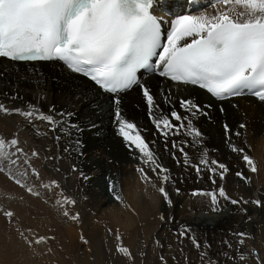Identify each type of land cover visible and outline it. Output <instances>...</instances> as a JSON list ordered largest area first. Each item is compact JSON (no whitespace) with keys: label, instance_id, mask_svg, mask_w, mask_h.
I'll return each mask as SVG.
<instances>
[{"label":"bare ground","instance_id":"1","mask_svg":"<svg viewBox=\"0 0 264 264\" xmlns=\"http://www.w3.org/2000/svg\"><path fill=\"white\" fill-rule=\"evenodd\" d=\"M214 7H219L217 0H160L154 10L161 14L163 19H166L169 14L173 15L182 9L190 11L192 15H199L205 12H212ZM141 82L150 86L153 93L156 94L160 108L165 113L169 111V105L164 103L160 95L161 91L171 94L173 106L181 115L186 113L180 109L179 100L188 97L193 98L207 112V115L199 114L193 118V124L203 134L201 143H192L193 138L189 136L170 135L167 141L168 149L165 150V140L149 119L147 104L140 87L133 86L126 92L119 94L122 113L139 126L146 140L154 141L153 145H161L163 153L162 164L169 169V181L185 182L189 188H192L193 185L191 183L209 179L207 169L203 170L200 177H198L195 168L184 163V157L171 147L174 140L177 142L188 141L185 151L188 153L191 164L198 163L204 150H207L209 159H218L216 150L223 147L225 144L224 140L228 139H231V144L243 148L244 152L263 150L264 101L247 94L227 100H218L196 86L178 84L154 72L141 73ZM115 95L106 93L81 75L71 72L60 61L22 62L0 57V103L9 109H27L29 105H34L41 112L53 115L57 121L63 120L64 123L59 126L66 127L65 131L68 134H75L76 139H82L83 137L80 149L82 150L81 155L78 158L76 156L73 157L76 159L74 163L70 161L65 152L66 150H62L63 147L61 145H63L64 141L62 133H58L61 138L56 139L54 135H58L56 134L57 132L50 131V126L42 120L33 119V122L29 123L27 119L19 114L0 112V138L7 140L17 138L19 147L27 153V156L21 155L19 157L18 165H11L7 161L0 162V167L4 168V171L0 172V182L9 185L2 187H6L8 190L12 185L9 184L8 179L11 178L13 181L20 179L27 188L32 187L34 191L38 190L42 194V196L28 194L27 189L20 185L17 186L15 183L12 187L15 188V185L17 188L16 190L12 188L15 191L12 194L9 193L11 196L10 198L8 196L9 204H7L4 197L5 191L0 188V199L4 197L5 202L3 204L8 205V207H3V209L8 208L7 211L14 213V216L9 218V221L2 218L3 216L0 217V245L3 247L1 251L6 257H9L3 261L0 258V264H40L42 262L36 254V252L40 251L38 246L34 244L29 247L25 243L24 238L19 235L23 232L25 236L32 239L34 234L28 230L34 229V227L42 232L54 230L59 235L67 232L69 237L72 238L70 239L72 241L70 244L71 248L67 250L69 257L63 259L61 256L56 259L60 264H88L89 251L85 250L82 253V247H80L81 236L88 241V244L90 243V247H93L94 252H97V239L100 237L102 228L99 225H95V233L86 230V226L90 222V220H87L88 218H85L86 216H81L78 223L68 221L70 218L63 216V209L55 204L56 200L62 199L61 190L55 187L49 190L41 186L51 183L53 180L59 182L61 178L72 179V182H77L84 186L88 184V181H93L96 177L105 175L108 170L116 173L123 190L122 194H124L125 203L117 204L115 202L116 205H114L115 203L106 195L103 197L100 195L99 197V192L93 188L92 191L89 190L91 195L89 205L95 211H103L101 214L102 218L107 221L104 231L106 230L108 233L110 231V234L116 237L119 235L122 246L129 248L131 252V257H126L117 251L114 244L111 245V251L118 259L117 264H133L131 261L132 254L143 248V242L140 239L147 238L145 242L147 243L152 232L160 225V220L156 219L155 209L158 211L157 206H159L158 203L160 202L157 184L162 181L152 170L140 166L136 160L134 161L135 157L129 156L130 154L124 147L127 145L123 142L121 136L118 135V124L115 120L116 105L113 103ZM96 102L100 105H97ZM209 105L210 107H207ZM53 107L55 111L49 113V109ZM221 108H223V111H221ZM61 112L73 113V115L60 117L59 113ZM99 122L102 124L104 131L109 129V138L113 137V140L102 141L97 136H91V130H85L86 125H91L90 127L95 125L96 127ZM241 123H245L247 127L240 129L239 125ZM71 124H76L80 128L83 127L82 131L71 128ZM225 124L231 130L227 134L225 132ZM95 127H92L93 130ZM237 131L241 133L240 136L235 135ZM66 142L68 141L66 140ZM107 146L108 149H106ZM68 147L66 148L68 149ZM33 151L38 152L39 155L32 157L31 153ZM173 153H175L176 159L173 158ZM239 154L241 155L239 152H236L235 155L233 154L234 160L239 159ZM12 158L16 159L15 156ZM24 160L30 161L32 168L39 173V178L32 173V168L23 163ZM104 161L107 164V168L102 165ZM80 166L83 167L81 168ZM74 167L75 171H73ZM141 167L147 171L150 182L141 178L140 172L137 171ZM258 170L260 172L259 168ZM25 171H27V175H21ZM82 173L83 176L81 175ZM84 177H87V179ZM252 178L254 177L252 176ZM254 182L264 187V173L261 176L258 175ZM17 190L20 194L21 191L28 193L25 194V192V195L22 193V197L24 195V198H22ZM253 194L255 195L256 193ZM63 195L68 196L69 194L63 192ZM176 199L180 201L181 198L176 197ZM108 204H111V206ZM104 205L109 207H103ZM66 207L70 213L74 214V206L66 205ZM0 208L2 209V207ZM79 208L76 210L83 215L84 211L82 213V208L81 210ZM245 209H247L246 213L252 214L250 215L252 218H256L258 211L255 207L248 206ZM174 213L176 219L193 223L202 245H205V243L213 245V242L221 241L223 231L220 233V228L227 224L225 216L228 215L218 214L219 212L210 213L199 208H179V206ZM0 214L2 215V211ZM259 214H262L263 217L264 208L261 209ZM232 216L236 215L233 214ZM92 218L90 217L89 219ZM205 221H213L217 225L212 227ZM230 225L232 226L233 224L231 223ZM225 227L228 228L229 225ZM165 228L166 225H162L161 231ZM199 239L197 240L199 241ZM187 243H189V240ZM206 251L210 253V257H215L216 251L207 248ZM113 254L111 253L110 258L114 256ZM148 262L150 264H164L159 259L154 242L150 243Z\"/></svg>","mask_w":264,"mask_h":264},{"label":"snow or ice","instance_id":"2","mask_svg":"<svg viewBox=\"0 0 264 264\" xmlns=\"http://www.w3.org/2000/svg\"><path fill=\"white\" fill-rule=\"evenodd\" d=\"M153 4L154 0H0V57L23 62L61 61L70 71L81 73L104 91L116 94L113 103L116 105L118 135L130 149L138 151L142 163L148 165L163 184L170 179L169 169L160 163L152 146L154 141L146 140L139 126L122 113L119 94L133 86L140 87L149 119L165 140V150L168 149L170 135L189 136L193 138L192 143H201L203 134L193 124V118L199 114L207 115L204 108L191 97L182 98L179 106L186 114L181 115L173 106L171 94L161 91L164 103L169 105V111L165 113L160 108L156 94L150 86L141 82L137 72L147 69L172 82L198 86L218 100L251 94L264 101V0H217L219 7H214L210 13L178 15L171 22V30L165 43H161L162 21L153 14ZM152 57H156L154 63L150 62ZM54 111V107L49 109V113ZM0 112L19 114L29 123L33 119L42 120L54 132L64 123L63 120L57 121L51 114L41 112L34 105H29L27 109H9L0 103ZM72 115L73 113H59L60 117ZM224 127L226 134L231 131L227 124ZM246 127L245 123L239 125L240 129ZM71 128L80 131L76 124H71ZM235 135L240 136L241 133L237 131ZM75 144L79 147L81 142L76 140ZM187 146L186 140H174L171 144L184 157V163L195 168L198 177L207 169L212 184H216L217 177L220 180L225 178L229 172L225 163L215 158L209 159L207 150H204L198 163L191 164L185 151ZM229 146L232 151L243 153L242 158L251 172L258 171L255 161L243 148L235 144ZM21 155L27 156V153L19 147L17 138H0V162L18 165ZM38 155L36 151L31 153L32 157ZM173 158L176 159L175 153ZM23 163L32 168L29 160H24ZM75 170L74 167L73 171ZM2 171L4 168L0 167V172ZM137 171L142 179L150 182L145 168H138ZM32 173L39 178V173L34 168ZM21 175L26 176L27 171ZM235 175L248 181V177L240 171ZM15 183L25 186L20 179H16ZM43 187L49 190L53 187L59 189L60 184L53 180L43 184ZM27 191L31 195H40L32 187H28ZM109 191L113 193L114 199L122 201V196L116 192V186L111 180ZM158 191L170 205L171 200L165 187H159ZM193 195L209 196L214 205L213 211L219 210L216 206L219 205L220 198L233 205L249 203L243 198H231L223 185L208 192L196 190ZM61 196L62 199L56 200L55 204L63 209V216L78 221L79 213L72 214L66 207L74 206L75 199L64 196L62 190ZM251 203L257 207L262 206L259 199ZM4 215L12 218L14 213L4 211ZM161 219L164 217L161 216ZM188 231L190 230L184 228L179 235L186 236ZM20 235L29 247L54 239L39 236L32 240L23 232ZM235 235L240 237L238 243L243 245L247 233L238 232ZM81 239L85 244L88 243L83 236ZM120 239L117 235V240ZM192 243L198 249L201 247L194 237ZM204 246L210 247L206 243ZM117 251L131 257L129 248L125 246H118ZM240 259L244 260L246 257L241 254Z\"/></svg>","mask_w":264,"mask_h":264},{"label":"rangeland","instance_id":"3","mask_svg":"<svg viewBox=\"0 0 264 264\" xmlns=\"http://www.w3.org/2000/svg\"><path fill=\"white\" fill-rule=\"evenodd\" d=\"M96 104L100 105L98 102H96ZM96 125L98 127L96 126L94 128V130L92 127H90L91 125L90 126L86 125L85 130H87V129L91 130V132H90L91 136H97L102 141H109V140L114 139L113 137L109 138V134H110V131H108L109 129L104 131V129L101 126L102 124L100 122ZM59 127L60 128H58V130L56 131L57 132L56 134H58V133L63 134L64 141L62 143L63 145H61L63 147L62 150L65 151V149H67L66 147L69 146L68 150L65 152H66L67 156L70 158V161L75 163L76 159H74L73 157L76 156V158H78L81 155L82 150H80V149L82 147L81 144L83 143V137H82V139H80V138L76 139L75 134H72V133L68 134L65 131L66 127H62V126H59ZM79 129H80V131H82L83 127H81V128L79 127ZM100 133H102V134H100ZM54 136L56 139H57V137L61 138L60 134L54 135ZM66 140L68 142H66ZM76 140H79L81 142L79 147H77L75 144ZM123 142L126 144V142L124 140H123ZM120 143H122V142H120ZM224 143L225 144L223 145V147L218 148L216 150V156L218 157V160L220 162L225 163L228 166L229 172L226 174V176L223 180H220V178L217 177L215 185L211 183L210 179H208L206 181H202V182H193V183L190 182L191 185H193L192 188H189V186L186 185L185 182L168 181V182L163 183V184H162V182L157 184V189H159V187H161V186L165 187V190L169 194L171 204L169 205V203L164 200L163 196L159 194V196H160L159 201L160 202L158 203L159 206H157L158 211L155 209V213H156V219L160 220V225H158L155 228V230L152 232L147 243H145L147 241V238L140 239L143 242L142 243L143 248L138 249L137 253L135 252L132 254V260L131 261L133 264H150L148 262V259H149V254H150V243L151 242L155 243V245L157 247V254L159 256V259L164 264H264V214H263V217H262V214L261 215L259 214L261 209L264 208V206H263L264 204H262L263 207L262 206L257 207L255 204L251 203V201L257 200V199L261 200L262 203H264V191H263L264 187L259 186V185L255 184V182H254V179L256 177H258V175L261 176L264 173L263 172L264 171V147H263V150H260V151H253V152L252 151H245V153H247L248 155H250L253 158L257 167L260 169V172L258 170L257 172L253 173L250 171L249 166L243 160V158H242L243 153H241V155L239 154V157H238L239 159L240 158H242V159L234 160L235 157L233 156V154L235 155L236 152L232 151L231 147L229 146L231 144V139L224 140ZM71 144H73V145H71ZM152 146L154 147L155 152L158 154L160 163H162L163 153L161 151V145L159 144V145H152ZM124 147L126 148L128 153L130 154L129 156H133V158L135 157L133 159L134 161L136 160V162L140 166H143V167L151 170V168L148 165L141 162L140 155H139L138 151H136L134 149H129L128 145L124 146ZM106 149H108V146ZM233 163H235V164H233ZM102 165H103V167L107 168V164L105 161L102 163ZM80 167L82 168L83 166H80ZM110 171L111 170H108V172L105 173V175H103V176L96 177L93 181H88L87 182L88 184H86L84 186L80 185L77 182H72V179L61 178L59 181V184L61 183L59 189L60 190L63 189L62 191L65 194H69L68 197H71V198L75 199V201H76V204H75L76 206L74 205V207H73L74 211H75L74 214L79 213L80 218H81V216L82 217L86 216L85 218H88L87 220H90V222H88V224H87L88 226H86V228H87L86 230H89V232L95 233V225H99L102 228V232L100 234V237L97 239L98 250L96 253L94 252L93 247L92 248L90 247V243L85 244L82 239L80 241V243H81L80 247H82V253H84L85 250L89 251V253H88L89 255L87 257L88 264H115V261L117 264V260H118V259H116L117 256H115L113 254L110 246L114 244L115 248H117V245H122V241L121 240L118 241L117 237L115 235L110 234V231H109V233H108V231L106 232V230L104 231V228L107 226V221L104 218H102L101 214L103 211H101V212L95 211L94 209L91 208L92 206L89 205L90 199H91V195H90L89 190L92 191L93 188L97 189V191L99 192L98 193L99 197H100V195H101V197L106 195L114 203L115 202L117 204L125 203V197H123L124 196V194H122L123 190H122L120 182L117 178V175L115 172L112 173ZM237 171L242 172L246 177H248V181L245 182V181L241 180L239 177H237L235 175V173ZM252 176L254 178H252ZM10 179L7 180L8 182H10L9 184L10 185L15 184V181H13L11 179V181H12L11 182ZM110 180L115 184L116 192H118L122 196V201H117L116 199H114L113 193H111L109 191V181ZM1 183L2 182H0V188L3 189V191H5L4 197L6 198V200L4 197H1V199H0L1 200L0 201V207H2V209H3V207H8V205H7V204H9L8 196L10 198L11 194L13 193V191L16 190L17 187L14 185L15 188H13L11 185L9 188L7 187L8 188V190H7L6 187L3 188L2 186H9V185H6L5 183H2V184ZM168 183H169V185H167ZM16 185L18 186V184H16ZM210 185H213V186H210ZM220 185H223L226 192L228 193V195L231 198L238 199V200L240 198H243V200H247V201H249V203H247V204L240 203L238 205H233L229 201L224 200L223 198H220L219 205L216 206L219 208V210L213 211L214 205L211 203V198L209 196L193 195V192L196 190H202L204 192L213 191V190L218 189V187ZM41 186L43 187V185H41ZM12 188L15 190H13ZM23 188L27 189V186L25 185ZM9 189L11 192L9 191ZM177 189H179V192H177ZM65 191L68 193H66ZM25 192L26 191H21V194L19 192L21 197H22V193L24 194ZM36 192H39V191L36 190ZM158 192L159 191L157 190V193ZM7 193H8V195H7ZM9 193H11V194H9ZM27 193L28 192H26L25 194H27ZM253 193H256V194L254 195ZM28 194H30V193H28ZM24 195L22 198H24ZM39 196H42V194L40 193ZM176 197L181 198L180 201H177ZM3 202H5L7 204H5V203L3 204ZM116 203L114 205H116ZM160 203H161V205H160ZM1 204H2V206H1ZM163 204H164V206H163ZM108 205H104L103 207H106ZM109 206H111V204ZM178 206H179V208H185V209L199 208L200 210L203 209V210L210 212V213L211 212H213V213L219 212L218 214L228 215V216H225V220L227 221V224L223 225V227L220 228V233L223 231L221 241L217 240L216 242H213V245L209 244L210 247H205L204 245H202L200 242L201 239H199V237H198L197 229H195L193 223L188 222V221H184L182 219H176L175 218L174 211L178 210ZM248 206H253L258 211L256 218H252V216H250L252 214H248V212L246 213L245 211H243L245 209V207H248ZM78 208H79V210H81V208H82V213L84 211L83 215H81V213L77 211ZM2 209L0 210V213L2 211V215L0 214V217L3 216L2 218L9 221V218L8 217L6 218L5 215L3 214L4 213L3 210L7 211L8 208H5L3 210ZM233 214H235L236 216H232ZM161 216L164 217L163 220L161 219ZM90 217H93V218L89 219ZM233 217H234V219H233ZM238 218H239V220H238ZM228 219H230V220H228ZM87 220H84V221H87ZM68 221L75 222V223L79 222V220L73 221L71 219H68ZM205 222L212 227L217 225V224L215 225L214 224L215 222H213V221H208V222L205 221ZM231 223L233 224L232 226L230 225ZM85 224H86V222H85ZM162 225H166V228L163 231H161ZM226 225H229V227L228 228L225 227ZM50 228H48V229H50ZM184 228H187L190 231H188L186 236L182 237L179 235V233L182 230H184ZM28 231L34 234V237L32 238V240H34L35 238H37L39 236L54 237V239L47 240L46 243L42 242L40 244H36L40 250L39 252H36L37 256H39V259L42 261L40 264H60L59 261L56 260L57 258H59L61 256L63 257V259L69 257L67 250L68 249L70 250V248H71L70 244L72 243V241L70 239H72V238L69 237V234L67 232L59 235L54 230H47V231L45 230L42 232V231L38 230L36 227H34V229L31 228ZM163 232H164V234H163ZM238 232L247 233V236L244 238V244L243 245H240L238 243V240L240 239V237L235 235ZM103 235H104V237H103ZM112 236H113L114 240H113ZM193 237L196 240L199 239V242L201 244V247L199 249L193 245V243H192ZM187 239L189 240V243H187V241H188ZM206 248L216 251L215 257H210V253L208 251H206ZM2 249H3V247L0 245L1 261H3L5 258H9V257H6L5 254L1 251ZM111 253L114 256H112L110 258ZM201 253H206V255L202 256ZM241 254H243L246 257V259L241 260L240 259ZM161 258H163V259H161Z\"/></svg>","mask_w":264,"mask_h":264}]
</instances>
